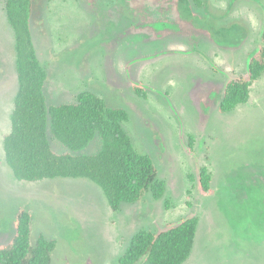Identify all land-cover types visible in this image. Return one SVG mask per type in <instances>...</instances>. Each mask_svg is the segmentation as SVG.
<instances>
[{
  "label": "rangeland",
  "instance_id": "374dc122",
  "mask_svg": "<svg viewBox=\"0 0 264 264\" xmlns=\"http://www.w3.org/2000/svg\"><path fill=\"white\" fill-rule=\"evenodd\" d=\"M4 2L0 243L10 240L14 215L25 208L32 214L31 242L39 233L57 242L52 264H118L139 229L157 231L194 215V246L183 264H264V73L246 104L218 110L226 80L244 73L263 44L264 0H32L47 103L73 102L90 90L125 109L133 146L150 155L165 182L162 198L146 192L117 211L87 179L18 181L6 164L2 136L17 77ZM137 84L145 96L135 92ZM48 136L53 150H67ZM97 148L93 140L84 152ZM201 166L211 172V195L198 189Z\"/></svg>",
  "mask_w": 264,
  "mask_h": 264
},
{
  "label": "trees",
  "instance_id": "16d2710c",
  "mask_svg": "<svg viewBox=\"0 0 264 264\" xmlns=\"http://www.w3.org/2000/svg\"><path fill=\"white\" fill-rule=\"evenodd\" d=\"M4 10L14 36L17 90L2 150L13 176L25 182L87 179L100 188L113 211L123 203L138 201L146 192L153 199L162 198L165 182L158 179V169L149 154L133 146L124 128L127 111L107 105L90 90L77 93L73 102L48 104L44 91L47 71L37 56L31 32L32 0H5ZM262 42L250 55L245 72L226 80L218 105L221 113L249 101L252 85L264 73V34ZM133 88L145 96L140 85ZM48 134L67 150H53ZM93 140L98 148L84 152ZM192 141L188 136L190 149ZM195 179L202 194H213L207 166L199 168ZM31 222L29 210L16 211L14 233L8 242L0 243V264H52L57 242L39 233L32 243ZM197 224V216L191 215L157 231L139 229L118 264H136L142 257L147 264H183L194 246Z\"/></svg>",
  "mask_w": 264,
  "mask_h": 264
}]
</instances>
